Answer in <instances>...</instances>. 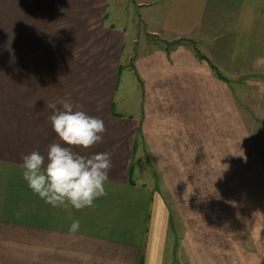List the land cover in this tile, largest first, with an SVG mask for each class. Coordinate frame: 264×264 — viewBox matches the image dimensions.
I'll return each instance as SVG.
<instances>
[{"label":"crops","instance_id":"1","mask_svg":"<svg viewBox=\"0 0 264 264\" xmlns=\"http://www.w3.org/2000/svg\"><path fill=\"white\" fill-rule=\"evenodd\" d=\"M135 6L138 23L109 21ZM148 35L184 38L171 51L186 54L198 42L264 44V0H0V264H168V209L135 165L150 114L140 94L162 88L149 82L161 49L147 50ZM126 69L138 86L133 106L118 97ZM62 99L106 128L102 142L74 151L111 154L107 194L80 211L45 203L21 174L23 156L60 142L46 105Z\"/></svg>","mask_w":264,"mask_h":264},{"label":"rangeland","instance_id":"2","mask_svg":"<svg viewBox=\"0 0 264 264\" xmlns=\"http://www.w3.org/2000/svg\"><path fill=\"white\" fill-rule=\"evenodd\" d=\"M110 13L117 25L138 23V6ZM183 39L148 35L147 50L161 49L149 82L162 88L140 94L148 95L150 114L135 155L168 209L167 262L264 264V44L198 42L187 44L189 55L171 51ZM195 46L224 78L197 58ZM132 75L123 71L118 91L131 106L138 94Z\"/></svg>","mask_w":264,"mask_h":264},{"label":"clouds","instance_id":"3","mask_svg":"<svg viewBox=\"0 0 264 264\" xmlns=\"http://www.w3.org/2000/svg\"><path fill=\"white\" fill-rule=\"evenodd\" d=\"M48 103L51 127L59 143L49 146L47 155L33 151L23 156L22 178L28 188L53 208L76 211L94 206V201L107 194L105 183L112 168L111 154L81 155L75 148L89 149L102 142L106 131L104 121L74 108L68 99ZM80 229L73 220L69 233Z\"/></svg>","mask_w":264,"mask_h":264},{"label":"trees","instance_id":"4","mask_svg":"<svg viewBox=\"0 0 264 264\" xmlns=\"http://www.w3.org/2000/svg\"><path fill=\"white\" fill-rule=\"evenodd\" d=\"M195 51L197 52L200 59L207 61V63L210 65L212 69L215 70V72L219 75V77L224 78L223 75L220 73L219 68L214 63L210 62L208 58H206L204 54L196 46H195Z\"/></svg>","mask_w":264,"mask_h":264}]
</instances>
